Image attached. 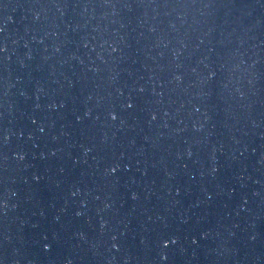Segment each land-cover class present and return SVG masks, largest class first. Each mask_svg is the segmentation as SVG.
Segmentation results:
<instances>
[{
	"label": "water",
	"instance_id": "95a60500",
	"mask_svg": "<svg viewBox=\"0 0 264 264\" xmlns=\"http://www.w3.org/2000/svg\"><path fill=\"white\" fill-rule=\"evenodd\" d=\"M0 264H264V0H0Z\"/></svg>",
	"mask_w": 264,
	"mask_h": 264
}]
</instances>
